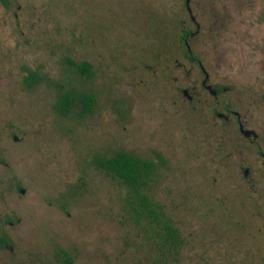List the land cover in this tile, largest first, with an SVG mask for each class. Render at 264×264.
<instances>
[{
  "label": "rangeland",
  "instance_id": "374dc122",
  "mask_svg": "<svg viewBox=\"0 0 264 264\" xmlns=\"http://www.w3.org/2000/svg\"><path fill=\"white\" fill-rule=\"evenodd\" d=\"M8 7L0 11V38L8 39L0 47V239L10 247H0V264H59L58 249L72 264L139 259L136 233L122 222L124 188L92 165L118 151L162 157L154 194L185 239L183 264H261L236 224L256 222L246 213L251 203L225 199L228 182L214 186L215 156L194 151L196 133L168 94L184 77L165 69L180 58L177 36L183 26L194 29L185 0H9ZM189 7L200 27L193 52L254 110L264 94V0ZM83 63L90 76L80 72ZM32 72L40 81L28 86ZM64 93L93 96L91 113L75 103L60 115Z\"/></svg>",
  "mask_w": 264,
  "mask_h": 264
},
{
  "label": "flooded vegetation",
  "instance_id": "af4514ba",
  "mask_svg": "<svg viewBox=\"0 0 264 264\" xmlns=\"http://www.w3.org/2000/svg\"><path fill=\"white\" fill-rule=\"evenodd\" d=\"M189 3L190 0H185L187 17L194 29L182 27L175 42L178 48H174L180 58H174L165 67L169 71L175 69L184 77L179 85L178 79H173L171 90L167 89L168 94L175 100L174 107L181 109L190 121L193 133H196L198 143L195 147L197 150L194 151L202 147L210 149L215 156V176L211 179L214 186L221 187L224 182H228L227 186L232 190L226 196L223 195L225 199L242 197L244 201L251 203V208L246 213L251 212V217L256 222L248 225L247 222L237 221L236 224L254 242L252 253H248L249 257L264 264V94L252 110V104H242L231 84L214 78L216 68L193 52L191 44L198 41L200 27ZM8 6L9 0H0V11L9 9ZM17 10L20 12L21 6ZM18 19V13H14L15 23ZM25 22L27 26L31 23V30L35 29L33 15L26 14ZM32 36L21 32V37L30 41ZM1 37L8 38V33ZM6 40L0 38V47ZM29 75L30 73L27 78ZM153 161L156 162L155 159ZM4 247H10V242Z\"/></svg>",
  "mask_w": 264,
  "mask_h": 264
},
{
  "label": "trees",
  "instance_id": "16d2710c",
  "mask_svg": "<svg viewBox=\"0 0 264 264\" xmlns=\"http://www.w3.org/2000/svg\"><path fill=\"white\" fill-rule=\"evenodd\" d=\"M78 68L82 75H90V67L86 63ZM38 81L39 77L35 73H30L25 79L28 86H33ZM75 103L80 105L83 114H89L95 105V99L90 95L72 96L64 93L57 104L58 113L63 116L70 113ZM92 165L124 188L120 207L122 222L135 231L138 239L136 248L140 255L132 264H183L185 239L154 194L160 178L159 169L164 165L162 157L157 155L154 162L118 151L108 157L93 159ZM8 244L7 238L0 239V247ZM55 260L59 264L73 262L70 255L61 249L55 251Z\"/></svg>",
  "mask_w": 264,
  "mask_h": 264
},
{
  "label": "water",
  "instance_id": "95a60500",
  "mask_svg": "<svg viewBox=\"0 0 264 264\" xmlns=\"http://www.w3.org/2000/svg\"><path fill=\"white\" fill-rule=\"evenodd\" d=\"M19 193H20L21 195H23V194H24V190L21 189V190L19 191Z\"/></svg>",
  "mask_w": 264,
  "mask_h": 264
}]
</instances>
